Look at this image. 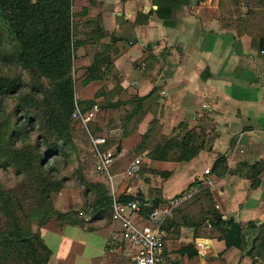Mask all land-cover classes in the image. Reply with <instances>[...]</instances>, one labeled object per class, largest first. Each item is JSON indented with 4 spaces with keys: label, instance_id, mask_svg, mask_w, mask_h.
I'll list each match as a JSON object with an SVG mask.
<instances>
[{
    "label": "crops",
    "instance_id": "crops-1",
    "mask_svg": "<svg viewBox=\"0 0 264 264\" xmlns=\"http://www.w3.org/2000/svg\"><path fill=\"white\" fill-rule=\"evenodd\" d=\"M221 2L73 0L76 38H94L77 51V77L87 73L101 42L111 45L115 70L123 77L121 86L130 95L145 97L154 89L160 90L158 102L137 132L123 141L122 153L109 174H101L95 167L87 173L88 179L105 184L112 197L139 195L149 202L168 201L195 182H212V205L194 197L166 224V255L171 264H262L236 247L226 249L207 216L215 205L225 217L243 225L264 224V170L256 188H252L253 181L248 177L252 166L264 163V48H254L255 36L250 33L255 31L249 27L246 30L247 20L253 22L246 16L254 6L252 0L249 8L244 3L237 7L227 0L223 5ZM89 20H94L107 37L99 39L102 31L98 33ZM239 25L244 27L242 35L238 33ZM101 84L114 87L111 81H95L82 87L79 99H93ZM92 113L94 121L98 112ZM112 114L107 113L109 118ZM155 116L165 135L172 134L182 122L189 129L206 126L211 149L183 163L152 162L144 156L146 171L126 179L125 171L116 169L117 161L141 143ZM87 150L96 154L92 145ZM220 155L227 159L225 174L222 168L213 170ZM152 170L170 172L171 176L164 178ZM202 189L196 185L192 192L198 195ZM54 203L61 212L81 211L83 207L81 195L74 188L64 189ZM91 212L86 215L90 222L86 229L63 226L57 219L41 229L52 252L48 264H132L134 249L113 239L121 231L120 224L112 217L95 220ZM136 221L149 224L142 216ZM247 235L250 240L254 230L247 231ZM199 242L205 244L204 249L197 246Z\"/></svg>",
    "mask_w": 264,
    "mask_h": 264
},
{
    "label": "trees",
    "instance_id": "trees-1",
    "mask_svg": "<svg viewBox=\"0 0 264 264\" xmlns=\"http://www.w3.org/2000/svg\"><path fill=\"white\" fill-rule=\"evenodd\" d=\"M227 2L237 7L244 3L248 8L251 4L250 0ZM252 2L254 6L246 16L252 17L253 22L247 20L246 30L254 29L255 33L250 34L255 36L253 44L257 39L255 48L260 51L264 39V0ZM254 7L260 10L254 12ZM75 18L73 0H0V264H48L52 252L42 238L41 229L53 219L63 226L86 229L90 210L95 220L112 217L113 197L105 184L88 179L84 168L86 151L77 143L78 136L87 147L92 145V137H106L99 151L105 153L113 148L117 159L123 141L137 132L138 125L160 98L158 89L145 97L130 95L121 86L123 77L115 70L111 45L100 42L99 53L86 68L82 86L111 81L114 87H105L91 100H80L74 68L77 51L94 38L84 41L76 38ZM90 23L98 33L102 31L99 39L107 37L94 20H89ZM242 25L245 27V21ZM244 27L241 29L239 25L240 35ZM118 53L115 50V55ZM77 110L82 116L96 110L104 117L97 116L83 125L81 119L73 117ZM109 111L122 112L120 119L124 125L114 136L107 130L115 123L113 118L106 119ZM206 129V126L189 129L182 122L171 135H165L155 116L141 143L117 161L116 169L126 172V167L121 168L118 163H128L130 154L136 157L134 160L143 155L152 162H191L211 149ZM226 163V156L220 155L213 170L222 168L225 174ZM263 170L262 162L250 169L252 188L260 185L258 177ZM141 171L144 172L142 165ZM152 173L164 178L171 176L170 172L152 170ZM203 183L190 185L186 192L196 185L203 189L188 201L198 197L212 205L211 186ZM68 188L79 191L83 201L81 211L56 209L55 198ZM135 199L143 202L141 216L145 219L155 208L168 203L158 199L145 201L139 195L120 197L121 202ZM188 201L176 208L173 216ZM215 207L208 210V220L226 249L236 247L264 264V224L243 225L225 217ZM173 216L165 220L163 230ZM251 229L254 236L248 240L247 231Z\"/></svg>",
    "mask_w": 264,
    "mask_h": 264
},
{
    "label": "built area",
    "instance_id": "built-area-1",
    "mask_svg": "<svg viewBox=\"0 0 264 264\" xmlns=\"http://www.w3.org/2000/svg\"><path fill=\"white\" fill-rule=\"evenodd\" d=\"M75 119H81L84 125L92 121L94 114L90 113L82 116L80 112L73 115ZM106 143V137H92V146L96 151V169L101 174H109L111 167L116 162L112 151L100 152L99 146ZM142 161L138 158L134 160L125 172L126 179H134L141 172ZM206 174L210 171L206 170ZM110 181L112 178L110 177ZM212 186V182H208ZM193 192H186L168 200L166 205L155 208L147 218L149 224L140 225L136 218L141 216L143 202L135 199L121 202L120 198L113 197L112 219L121 226L120 233L113 236L119 244L131 246L134 249L132 254V264H171L166 255V233L163 224L166 219L173 216V211L180 205L188 201L193 196ZM197 246L202 250L205 247L203 242Z\"/></svg>",
    "mask_w": 264,
    "mask_h": 264
},
{
    "label": "rangeland",
    "instance_id": "rangeland-1",
    "mask_svg": "<svg viewBox=\"0 0 264 264\" xmlns=\"http://www.w3.org/2000/svg\"><path fill=\"white\" fill-rule=\"evenodd\" d=\"M253 43V41H252ZM254 48L256 47L257 45V39H255L254 41ZM87 74V73H86ZM83 75V73L79 74V77H77V74H76V78H77V97L79 98V93L82 89V80L87 76V75ZM123 80V79H122ZM90 85V84H89ZM101 84V86H99L97 88V93H100V92H103L104 91V88L107 87L105 85ZM86 87V86H85ZM113 88V87H112ZM94 95V97L96 96V94ZM134 96H137V95H134ZM163 97V96H162ZM114 114L110 115L112 116L111 118H113V120H115V123L114 124H111L110 127L107 129L109 132H110V136H114V134L116 133H120L121 132V129L124 125V122L120 119V117L122 116L121 113L119 112L118 114H115V112H113ZM95 116L97 117H104L103 116V113H95ZM107 120H110L111 118L108 117V115L105 116ZM84 125V124H83ZM207 130V129H206ZM112 131V132H111ZM208 131V130H207ZM171 135V134H170ZM81 148L82 151H86V155L84 156V159H85V163H84V168L86 169L87 172H90V170H93V168L96 167V163H97V156L95 153H92L91 151H88L87 148H91V146H85L82 142H81V138H80V135L78 136V142H77ZM111 151L113 150V148L110 149ZM136 157L135 156H132L131 154L128 156V163L126 164H123V162L121 163H118L120 165L121 168H124V166L127 167L129 166L130 162L133 161ZM141 161H142V170L144 169V171L146 170V164L143 162V158L144 156L141 155L138 157ZM126 161V160H125ZM125 169V170H126ZM97 170V169H96ZM98 172V171H97ZM143 171L140 172L139 175H141ZM66 207V205H65Z\"/></svg>",
    "mask_w": 264,
    "mask_h": 264
},
{
    "label": "water",
    "instance_id": "water-1",
    "mask_svg": "<svg viewBox=\"0 0 264 264\" xmlns=\"http://www.w3.org/2000/svg\"><path fill=\"white\" fill-rule=\"evenodd\" d=\"M263 48H264V40L261 39V50H263Z\"/></svg>",
    "mask_w": 264,
    "mask_h": 264
}]
</instances>
